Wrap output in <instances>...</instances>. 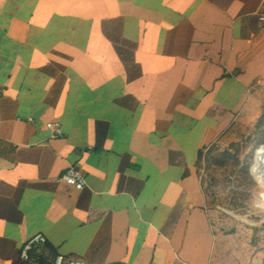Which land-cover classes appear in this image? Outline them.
Segmentation results:
<instances>
[{
    "label": "crops",
    "instance_id": "obj_1",
    "mask_svg": "<svg viewBox=\"0 0 264 264\" xmlns=\"http://www.w3.org/2000/svg\"><path fill=\"white\" fill-rule=\"evenodd\" d=\"M261 18L264 0H0V264L37 233L89 264H253L195 167L264 112Z\"/></svg>",
    "mask_w": 264,
    "mask_h": 264
},
{
    "label": "rangeland",
    "instance_id": "obj_2",
    "mask_svg": "<svg viewBox=\"0 0 264 264\" xmlns=\"http://www.w3.org/2000/svg\"><path fill=\"white\" fill-rule=\"evenodd\" d=\"M264 146V112L256 122H237L216 143L202 150L196 161L211 225L219 232L248 239L253 264H264V220L247 205L238 180L250 171ZM257 211V212H256Z\"/></svg>",
    "mask_w": 264,
    "mask_h": 264
},
{
    "label": "built area",
    "instance_id": "obj_3",
    "mask_svg": "<svg viewBox=\"0 0 264 264\" xmlns=\"http://www.w3.org/2000/svg\"><path fill=\"white\" fill-rule=\"evenodd\" d=\"M264 21V18H261ZM21 121V119H18ZM28 122H32L31 119ZM47 129L51 132V137H59L62 134L58 125L47 124ZM58 181L73 189L83 190L86 187V180L75 168L70 167L60 175ZM20 260L25 264H89L82 258L66 256L62 253L49 255L47 252V238L42 233H37L27 240L19 254Z\"/></svg>",
    "mask_w": 264,
    "mask_h": 264
},
{
    "label": "bare ground",
    "instance_id": "obj_4",
    "mask_svg": "<svg viewBox=\"0 0 264 264\" xmlns=\"http://www.w3.org/2000/svg\"><path fill=\"white\" fill-rule=\"evenodd\" d=\"M255 160L256 161L251 168H254L256 165L261 167L264 166V146H262L257 151ZM249 173L250 171L243 175L247 177L241 179L243 182L249 179L251 176ZM260 176L264 178V170L260 172ZM238 185L240 186V184ZM242 186L243 185L240 187ZM242 188L245 190L246 196H248V199L246 198L248 207L250 209H257L259 212L258 215L264 220V180L261 178H253L250 180V183H248L246 186H243Z\"/></svg>",
    "mask_w": 264,
    "mask_h": 264
},
{
    "label": "water",
    "instance_id": "obj_5",
    "mask_svg": "<svg viewBox=\"0 0 264 264\" xmlns=\"http://www.w3.org/2000/svg\"><path fill=\"white\" fill-rule=\"evenodd\" d=\"M256 161V160H255ZM264 170V166H255L254 168H251L250 169V177H249V179H247V180H245L244 182L241 180V179H243V178H247V177H245V176H243V177H240L239 178V180H238V184H240V186L241 185H243V186H246L248 183H250V180H252L253 178H261V179H263L264 180V178H262L261 176H260V172L261 171H263ZM242 186V187H243Z\"/></svg>",
    "mask_w": 264,
    "mask_h": 264
},
{
    "label": "trees",
    "instance_id": "obj_6",
    "mask_svg": "<svg viewBox=\"0 0 264 264\" xmlns=\"http://www.w3.org/2000/svg\"><path fill=\"white\" fill-rule=\"evenodd\" d=\"M201 152H202V151L199 152L198 156L200 155Z\"/></svg>",
    "mask_w": 264,
    "mask_h": 264
}]
</instances>
